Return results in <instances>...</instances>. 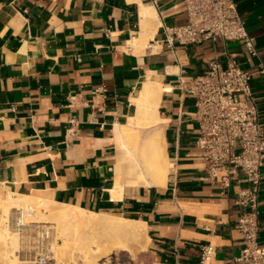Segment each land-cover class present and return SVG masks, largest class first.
Here are the masks:
<instances>
[{
    "label": "crops",
    "instance_id": "0c3cea01",
    "mask_svg": "<svg viewBox=\"0 0 264 264\" xmlns=\"http://www.w3.org/2000/svg\"><path fill=\"white\" fill-rule=\"evenodd\" d=\"M235 2L257 55L235 40L178 43L166 28L185 22L183 0H0V199L33 194L141 220L147 264H196L207 243L215 247L212 264H234L243 247L236 197L247 182L240 170L227 187L208 178L197 156L194 97L179 89L178 77L232 58L252 72L264 130V0ZM149 7L156 28L136 52L130 42ZM147 79L161 85L163 183L141 174L120 127L133 118L132 97Z\"/></svg>",
    "mask_w": 264,
    "mask_h": 264
},
{
    "label": "built area",
    "instance_id": "2783aa9c",
    "mask_svg": "<svg viewBox=\"0 0 264 264\" xmlns=\"http://www.w3.org/2000/svg\"><path fill=\"white\" fill-rule=\"evenodd\" d=\"M186 20L168 27L167 32L184 45L218 39L242 43L248 53L257 55L254 38L245 26L235 0H183ZM264 71V67L261 68ZM252 72L232 58L225 63L211 59L196 75L178 77L180 90L194 97L193 119L197 123V156L208 178L220 187L230 185L231 176L242 171L247 186L236 202L244 207L237 227L243 247L234 264H264V244L257 240L258 192L263 177L264 130L251 88ZM28 243L33 258L21 264H51L52 250L46 243L49 229L36 227ZM215 247L201 246L196 264H212Z\"/></svg>",
    "mask_w": 264,
    "mask_h": 264
},
{
    "label": "bare ground",
    "instance_id": "6f19581e",
    "mask_svg": "<svg viewBox=\"0 0 264 264\" xmlns=\"http://www.w3.org/2000/svg\"><path fill=\"white\" fill-rule=\"evenodd\" d=\"M156 21L158 18L153 7L141 11L139 35L130 42L134 51L142 52L149 45ZM160 92V83L147 79L132 97L135 108L133 118L127 126H120L121 133L127 138L125 144L138 162L141 174L150 183H163L168 166L158 125L162 120L157 109ZM143 129H150L146 136H142ZM0 204V264L29 262L33 252L31 248L27 249L28 243L27 246L25 243L32 233H27L38 226L33 223L44 222L48 218L58 223L52 230L48 228V245L55 259L52 264H79V260L83 264H106L101 259L113 249L135 257L147 247L149 237L145 223L141 220L88 210L79 205L59 203L25 193L9 192L3 200L0 199ZM82 225L115 231L118 236L109 235L103 240L95 235L86 237L78 233L77 227ZM56 236L63 239L62 243L54 241ZM23 244L26 249H23Z\"/></svg>",
    "mask_w": 264,
    "mask_h": 264
},
{
    "label": "rangeland",
    "instance_id": "374dc122",
    "mask_svg": "<svg viewBox=\"0 0 264 264\" xmlns=\"http://www.w3.org/2000/svg\"><path fill=\"white\" fill-rule=\"evenodd\" d=\"M47 220L44 222H40V223L38 222V223H33V224L35 226L38 225V229L39 228L48 229L49 227H51V230H52L53 227L58 226V223L55 220H53L51 218H48ZM36 229L37 228H34L32 231L28 232L27 234L31 235V233H32V235H33V233L36 232ZM77 230H78V233H82L83 236L87 237L90 235H95V236H97V238L99 240H103L109 235L118 236V234H117L118 232L109 231V230L100 229V228H95V227H88L85 225L78 226ZM31 236H29V238H31ZM54 241L57 243H62L63 239L61 237L56 236V239ZM46 243H49V239H47ZM22 246H24L23 249L27 248L26 247L27 245L25 246L23 244ZM29 248H30V246L28 245L27 249H29ZM112 251L109 253V255L103 257L101 259V262L103 261L106 264H147L145 261V257L143 256L142 252L141 253L139 252L135 257H132L127 252H120L117 249H113ZM76 253L78 254L77 251H75V254ZM53 256H54V252L52 251V259L50 261L51 264L54 263V261H55ZM79 264H83V261L79 260Z\"/></svg>",
    "mask_w": 264,
    "mask_h": 264
}]
</instances>
